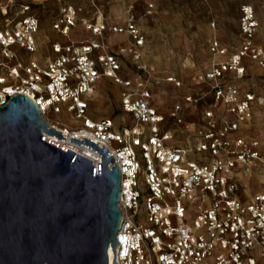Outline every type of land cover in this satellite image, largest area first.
<instances>
[{"label": "built area", "instance_id": "built-area-1", "mask_svg": "<svg viewBox=\"0 0 264 264\" xmlns=\"http://www.w3.org/2000/svg\"><path fill=\"white\" fill-rule=\"evenodd\" d=\"M45 5L51 29L66 40L48 41L42 55L35 10ZM0 12V106L24 94L64 141L86 137L108 150L109 167L118 163L121 218L107 264L264 260V144L246 131L256 121L264 126V93L237 82L252 65L264 84V42L251 5L240 8L236 48L209 40L212 60L193 77L205 90L185 94L167 113L153 105L157 70L144 60L145 36L133 16L108 24L69 0H0ZM78 26L90 36L71 38ZM119 33L127 39L111 51L109 39ZM101 77L120 91L116 114L97 119L89 109ZM160 79L183 85L175 75ZM192 106L204 123L190 119Z\"/></svg>", "mask_w": 264, "mask_h": 264}, {"label": "water", "instance_id": "water-1", "mask_svg": "<svg viewBox=\"0 0 264 264\" xmlns=\"http://www.w3.org/2000/svg\"><path fill=\"white\" fill-rule=\"evenodd\" d=\"M45 134L65 139L26 95L0 106V264H107L121 218L118 163L86 137L70 141L99 153L97 165Z\"/></svg>", "mask_w": 264, "mask_h": 264}, {"label": "rangeland", "instance_id": "rangeland-1", "mask_svg": "<svg viewBox=\"0 0 264 264\" xmlns=\"http://www.w3.org/2000/svg\"><path fill=\"white\" fill-rule=\"evenodd\" d=\"M82 7L83 15L89 18L100 16L108 24H121L128 16H133L145 36L143 57L145 62L156 70L153 83V105L167 113L172 104L182 100L188 93L205 90L204 84L195 85L193 77L197 71L205 69L211 62L208 42L212 37L218 38L229 50L240 44L239 17L243 4L251 5L259 22L257 39L264 42V0H69ZM52 7L41 6L35 11L41 21L38 40L42 42L40 53L48 54V41H65L66 38L51 29ZM3 15L0 12V22ZM73 39L89 37L90 33L82 26L71 30ZM123 34H116L110 40V50L116 51L120 43L126 41ZM107 41V39L105 40ZM97 52H94L96 57ZM218 59V58H216ZM129 68L130 63H124ZM165 75H175L183 85L176 87L162 81ZM242 89L251 88L264 93L261 70L249 66L247 74L237 81ZM95 96L90 102V112L99 119L116 114L120 87L110 79L101 77L95 83ZM187 105V104H185ZM189 116L195 122L204 123L194 106ZM256 127V128H255ZM246 127L251 135H259L264 144V126ZM257 187V186H255ZM192 219L196 211L189 209ZM258 264L264 260L258 258Z\"/></svg>", "mask_w": 264, "mask_h": 264}, {"label": "bare ground", "instance_id": "bare-ground-1", "mask_svg": "<svg viewBox=\"0 0 264 264\" xmlns=\"http://www.w3.org/2000/svg\"><path fill=\"white\" fill-rule=\"evenodd\" d=\"M95 92H96V89H95ZM45 137L48 138L51 141H55L58 144H62L64 142H67L66 143L67 147H69L73 151L85 156L86 158H89L91 161H93L94 163L97 164L96 160L98 159V157L96 156V154L92 150H90V149H88L86 147H80V146H78V145H76V144H74L72 142H69L68 140L64 141L61 138L57 139L56 136H51V135L45 134Z\"/></svg>", "mask_w": 264, "mask_h": 264}, {"label": "crops", "instance_id": "crops-1", "mask_svg": "<svg viewBox=\"0 0 264 264\" xmlns=\"http://www.w3.org/2000/svg\"><path fill=\"white\" fill-rule=\"evenodd\" d=\"M258 124H259V122L256 121L255 124L252 125V126H253V127L258 126ZM255 128H256V127H255ZM255 189H258V187L251 188L250 190H251V191H255ZM250 190H248V192H249ZM241 195L244 197V194H243V193H241Z\"/></svg>", "mask_w": 264, "mask_h": 264}]
</instances>
